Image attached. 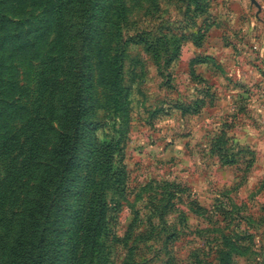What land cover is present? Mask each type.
I'll use <instances>...</instances> for the list:
<instances>
[{
	"label": "rangeland",
	"instance_id": "374dc122",
	"mask_svg": "<svg viewBox=\"0 0 264 264\" xmlns=\"http://www.w3.org/2000/svg\"><path fill=\"white\" fill-rule=\"evenodd\" d=\"M214 1L124 0L126 39L142 31L152 40L166 34L177 38L169 42V52L179 43L183 54L169 63L163 44L153 45L158 57L144 44L126 45L118 107L114 55L123 41L107 28L93 45L92 87L85 99L93 125L84 130L80 172L85 175L97 148L118 143L114 167L123 166L124 179L122 192L108 194L106 264H264V118L253 117L243 97L238 111H221L216 103L191 112L200 85L189 75L188 59L213 22ZM204 4L210 7L200 13ZM10 6L12 18H31L25 30L39 20L41 9L31 0H10ZM32 36L7 54L17 83L15 103L29 110L34 124L39 118L53 128L43 139L46 160L56 144L60 101L69 100L72 91L49 66L56 34L35 45ZM24 125L14 117L8 128L16 134ZM223 129V147L234 154V164L221 163L210 149ZM22 151L4 160L5 176L18 171ZM22 185L19 204L35 185V174Z\"/></svg>",
	"mask_w": 264,
	"mask_h": 264
},
{
	"label": "trees",
	"instance_id": "16d2710c",
	"mask_svg": "<svg viewBox=\"0 0 264 264\" xmlns=\"http://www.w3.org/2000/svg\"><path fill=\"white\" fill-rule=\"evenodd\" d=\"M31 2L41 9L39 20L25 30L31 18H12L10 0H0V264H106L102 237L107 230L108 194L122 192L124 179L121 177L123 166L114 167L118 143L116 147L107 144L97 148L95 156L89 159L85 175L80 172L84 130L93 125L86 118L85 102L92 87V48L107 28L115 29L116 40L123 41L124 46L116 45L114 55L115 105L118 107L124 47L130 43L144 44L158 57L153 45L163 44L169 52V42H177V38L158 33L152 40L142 31L126 39L124 0ZM208 6L204 4L200 13ZM212 25L213 22L200 35L197 47L204 44ZM54 33L56 42L52 52L55 56L49 58V66L54 78L62 75L65 83L71 85L72 95L69 100L64 96L60 101V122L54 128L56 144L48 159L42 160L43 139L53 128L49 130L48 121L40 123L39 118L34 124L28 116L29 110L15 103L13 95L17 83L7 53L13 46H17L18 51L22 49L31 35L30 43L35 45L44 43ZM169 54V63L178 61L182 44L178 43ZM209 59L197 56L190 62L191 76L203 85L196 88L199 95L191 101L192 113L201 112L207 99L210 105L215 103L211 86L203 84L204 80L194 71L195 64ZM14 117L25 121L23 129L16 134L8 128ZM21 137H24L22 143ZM226 137L223 129L212 139L210 149L220 154L221 163L234 164V154L223 147ZM18 148L23 150L18 171L11 170L5 176L3 162ZM33 174L35 185L19 204L23 187H18L19 183Z\"/></svg>",
	"mask_w": 264,
	"mask_h": 264
},
{
	"label": "crops",
	"instance_id": "0c3cea01",
	"mask_svg": "<svg viewBox=\"0 0 264 264\" xmlns=\"http://www.w3.org/2000/svg\"><path fill=\"white\" fill-rule=\"evenodd\" d=\"M211 13L213 25L204 44L194 46L196 54L188 59L191 76L193 58H210L194 65L195 74L211 86L216 98L214 105L207 99L202 110L221 104V111H238L243 97L251 115L264 118V0H216Z\"/></svg>",
	"mask_w": 264,
	"mask_h": 264
},
{
	"label": "built area",
	"instance_id": "2783aa9c",
	"mask_svg": "<svg viewBox=\"0 0 264 264\" xmlns=\"http://www.w3.org/2000/svg\"><path fill=\"white\" fill-rule=\"evenodd\" d=\"M263 123H264V120H263Z\"/></svg>",
	"mask_w": 264,
	"mask_h": 264
}]
</instances>
